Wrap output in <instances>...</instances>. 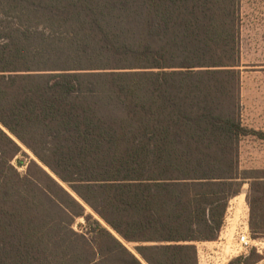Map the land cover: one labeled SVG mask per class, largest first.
Returning a JSON list of instances; mask_svg holds the SVG:
<instances>
[{"label": "trees", "instance_id": "16d2710c", "mask_svg": "<svg viewBox=\"0 0 264 264\" xmlns=\"http://www.w3.org/2000/svg\"><path fill=\"white\" fill-rule=\"evenodd\" d=\"M240 3L0 0V264H199L247 181L264 235V175L239 165L264 139L241 118ZM18 141L54 175L21 173Z\"/></svg>", "mask_w": 264, "mask_h": 264}, {"label": "rangeland", "instance_id": "374dc122", "mask_svg": "<svg viewBox=\"0 0 264 264\" xmlns=\"http://www.w3.org/2000/svg\"><path fill=\"white\" fill-rule=\"evenodd\" d=\"M240 4L241 118L247 127L264 131V0H241ZM18 142L23 152L16 158L25 162L24 165L17 166L21 173L26 172L27 164L30 159H33L53 174L30 148ZM239 153L241 170H250L249 172L255 176L264 175V139L255 135L244 136L240 142ZM16 158L13 160L14 164H17ZM65 186L69 189L67 185ZM249 192L250 183L247 181L244 182L241 191L229 200L228 205L232 202L229 217H235L232 220L233 227L237 222L246 223L248 221L251 238L254 241L253 246L244 253H239L233 246L236 238L234 231L232 228H227L223 230V233L220 232L221 234L219 233L215 240L197 242L199 264H230L242 256H250L251 261L256 260L253 264H264V235L255 236L250 226L252 207ZM85 208L86 215L91 214L108 226L90 206L85 205ZM255 210L257 217L261 210ZM86 225L83 216L78 217L74 223V227L78 230H83V226ZM113 232L118 235L115 231ZM124 243L140 257L135 249L138 243L125 240Z\"/></svg>", "mask_w": 264, "mask_h": 264}, {"label": "built area", "instance_id": "2783aa9c", "mask_svg": "<svg viewBox=\"0 0 264 264\" xmlns=\"http://www.w3.org/2000/svg\"><path fill=\"white\" fill-rule=\"evenodd\" d=\"M231 208H232V202H230V205H228L223 226L220 232L223 233V230L225 229L227 230V228H232L236 236L233 246L239 253H244L253 246L254 241L251 238V231L248 225V221H246V223L237 222L233 227L234 224L232 220H234L235 217L234 218L229 217V212Z\"/></svg>", "mask_w": 264, "mask_h": 264}]
</instances>
